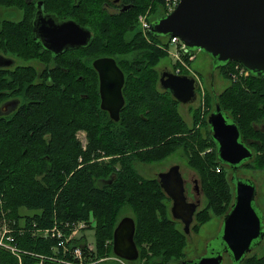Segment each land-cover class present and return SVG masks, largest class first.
<instances>
[{"label":"trees","instance_id":"1","mask_svg":"<svg viewBox=\"0 0 264 264\" xmlns=\"http://www.w3.org/2000/svg\"><path fill=\"white\" fill-rule=\"evenodd\" d=\"M129 1L134 8L127 12L109 13L102 2L92 0L87 6L81 5L76 9L94 28L92 43L78 50L85 52L86 57L80 59L77 72L84 77L90 74L89 77L93 78L89 99L81 98L78 92L74 94L69 86L60 88L58 95L72 104L70 111L47 110L42 123L35 120L28 125V131L33 132L27 136L29 144L14 145L13 148L6 145L2 150L0 194L4 193L5 205L12 207L18 219V216L23 217L25 225L22 233L14 232L15 243L22 250L21 261L9 249L0 247V264H40V255L46 256L43 264H61L55 257L68 261L71 255L65 254L62 248L56 252L57 242L34 235L32 225L52 227L55 219L73 225L82 220L89 221L92 215L96 221V249L103 254L105 242L113 238L114 229L126 215L121 213L127 206L136 222L134 235L140 256H147L143 242L148 241L156 255L151 259L155 264L180 261L186 237L184 229H178L176 220L168 214L166 201L171 199L157 178L144 177L136 166L140 162L158 161L168 154L169 148L183 149L188 153L202 182L207 202L195 213V229L211 218V212L224 216L231 208L234 186L228 167L219 160L217 145L210 133L208 116L214 109L205 114L201 122L203 136L198 132V139L193 138L192 141L178 137L179 133L189 134L191 138L197 135L195 133L201 126L199 110L194 114L196 127L192 129L178 110L179 101L161 87V73L155 68L168 56L164 49L168 43L162 40L163 35H155L149 30L143 34L138 15L146 10L148 3L145 0ZM152 3L150 22L166 14L163 0ZM102 55L114 57L125 73L122 91L125 104L118 121L99 106L98 74L92 67V60ZM236 62L231 61L219 69L231 68ZM243 80L245 87L240 83ZM211 93L208 94L210 101L215 105L219 103L237 122L243 140L253 151V157L242 166L264 169V131L255 128V123L264 121V76L251 73L231 83L223 92L217 94L211 90ZM48 99L47 103H51L52 99ZM88 103L92 105L84 110L82 106ZM39 124L45 126L51 136L42 139ZM6 127L0 128L5 133L1 137L8 136ZM79 127L89 131L85 150L75 136ZM196 145L201 149L211 145L213 152L203 158L197 154ZM99 148L113 156V164L105 161L99 166L96 163H79L80 155L86 162ZM258 151L263 153L258 154ZM42 155L49 159L43 160ZM219 166L221 169L217 172ZM21 207L32 212L17 214ZM108 250L114 253L111 248ZM149 259L150 256L146 262H150ZM241 264H264V254L248 255Z\"/></svg>","mask_w":264,"mask_h":264},{"label":"water","instance_id":"2","mask_svg":"<svg viewBox=\"0 0 264 264\" xmlns=\"http://www.w3.org/2000/svg\"><path fill=\"white\" fill-rule=\"evenodd\" d=\"M47 22L49 27L45 25L37 31L38 21L34 19V30L41 43L56 53L91 43L92 31L73 18L60 24ZM149 30L155 35L178 36L190 50L199 48L208 52L217 68L237 61L251 73L264 76V0H180L172 12L153 20ZM93 67L99 74L101 108L118 121L125 104L122 92L125 73L112 56L96 58ZM159 81L161 87L181 103L197 98L195 79L190 75L178 76L166 70L161 72ZM208 121L221 163L237 170L253 157L239 125L219 103L209 113ZM231 180L234 182V199L223 218L221 249L213 255L183 261V264H222V252H228L235 264H241L261 242L264 213L255 204L256 183L238 175H232ZM159 183L172 199L174 219L181 220L184 231L189 232L201 201H188L180 165L174 164L169 170L160 172ZM135 232V219L129 215L122 217L114 229L113 252L121 259L135 261L139 258Z\"/></svg>","mask_w":264,"mask_h":264},{"label":"flooded vegetation","instance_id":"3","mask_svg":"<svg viewBox=\"0 0 264 264\" xmlns=\"http://www.w3.org/2000/svg\"><path fill=\"white\" fill-rule=\"evenodd\" d=\"M88 1L90 0H0V128L3 125L7 126V134L12 138L13 143L18 144L17 147L29 144L30 139L27 136L32 135L33 132L28 131L30 127L28 125L36 118V114L42 115L40 107L45 105L51 94L58 93L60 88L65 89L69 86L72 92L74 94L78 92L81 98L88 100L90 97L89 92L94 86L91 80L93 78L84 77L77 72L79 65L77 52L83 47L69 48L56 53L41 43L40 36H36L34 30V19L38 21L36 30L40 31L43 26H50L46 20L60 24L73 18L78 24L89 28L94 37L92 24L82 16L81 12H76L81 5L87 6ZM92 2H102L103 8L109 13L127 12L134 8V4L129 3V0H92ZM85 57L86 54L82 56V59ZM93 61L94 59L92 65ZM96 72L98 74L97 70ZM87 75L90 76V74ZM97 78L99 79V74ZM99 85L100 80H98V91ZM89 105L92 103H88L86 107ZM99 106H101V97ZM42 120H45V115H42V119L38 121L42 123ZM39 130L42 139L51 136L45 126L40 125ZM4 134L0 129V137ZM42 157H44L43 160L49 159H46V155ZM180 170L184 180V193L188 201L197 199L201 201L200 193L203 191L198 185V178L190 181L188 174L183 172L181 166ZM256 247L255 250L263 249L264 251V235ZM220 249L208 243L205 252L207 255H213ZM253 250L252 248L248 255L252 254ZM222 255V264L226 259L231 264H235L228 257V252H222ZM190 259L196 258L191 257L183 261ZM171 264L183 263L180 260Z\"/></svg>","mask_w":264,"mask_h":264},{"label":"rangeland","instance_id":"4","mask_svg":"<svg viewBox=\"0 0 264 264\" xmlns=\"http://www.w3.org/2000/svg\"><path fill=\"white\" fill-rule=\"evenodd\" d=\"M154 0H145L144 2H146L147 8L146 10H144L143 12H140V14L138 15V21L139 24L141 25L140 19H141V15H148L149 17L152 15L151 14V10H153V2ZM139 25V26H140ZM141 30H142V26H140ZM143 32V30H142ZM144 34V33H143ZM168 36L163 35L162 40L164 42H166V40ZM169 48L174 49L173 45H170ZM196 55L195 59L193 62H191L193 64V67L195 68L196 72H197V76H199L200 81H201V87H200V93L198 94V97L196 98V100H193L189 103H181L178 105V110L180 111V114L185 118L187 124L190 126V128L194 129V114L199 113L200 115V120H199V124H201V122L204 119L205 114L209 113L213 108V106H215L213 101H210V98L208 96V94H212L211 90H213L215 93L219 94L221 92L224 91L225 88H227L231 83H234L235 81L232 79L231 75H230V70L233 67H229V68H225V69H219L215 66L214 61L212 56L199 48H195L193 49ZM78 54V64H80V59H82V56H84V54H86L85 52H77ZM132 56V55H131ZM187 60H189L188 56L186 57ZM177 62L176 60L172 59V57L168 54V56L164 57L159 64L155 67L159 73L166 71V70H171L173 71V67L176 68ZM89 77V76H88ZM244 81L240 82L242 84V86L245 87L244 85ZM239 83V82H237ZM52 96L49 97V99H52V102L50 103H45V105L43 107H40L42 109H40V112H42V115H45L47 113V110H53L54 112L60 110L62 111H67L68 109H71V103L67 102V101H63L61 96L58 95V93L54 92L53 94H51ZM48 99V100H49ZM67 102V103H65ZM82 108L84 110H87L86 106H82ZM70 111V110H68ZM59 116H60V112ZM64 113V112H63ZM74 113V112H72ZM67 114V113H66ZM92 114V112H90V115ZM42 115H37L36 114V118H34L32 121L34 120H40L42 119ZM58 115V114H57ZM69 115V113L67 114ZM71 115V114H70ZM65 118L70 121H72L71 117H68L65 115ZM64 118V119H65ZM92 118V117H90ZM65 119V120H66ZM30 121V122H32ZM196 127V126H195ZM203 127V124H201V126L199 127L198 131L195 133L197 135H195V137L193 136L192 138L190 137L189 134H183V133H179L178 137H187L189 139V141H192V139L196 138V140L198 139V132L200 133L201 136H203V132L201 131ZM255 128L264 131V121H258V123H255ZM75 136L76 138L79 140V142L81 143L82 148L85 150L88 147V143H89V131L86 128L83 127H79L78 129H76L75 132ZM9 136L6 137H0V155H2V150L4 148H6V145H10V147L13 148V146H18L17 143H13L12 140H9ZM48 138V137H47ZM6 139V140H5ZM8 140V141H7ZM250 140V139H249ZM196 150L198 151V155L202 156L203 158H205L208 153H212L213 151V146L208 145L204 148H199V145L195 146ZM168 150H170L168 152L167 155H165L164 157H162L161 159H159L158 161L156 160L155 162L149 163V162H140L137 163V169L138 171H140V173L146 177V178H157L159 180V177L157 174H159L160 172H164V170L167 171L168 168L171 167V165L174 164H180L183 172H185V174L187 173L189 176V180L192 181V179L198 178V185L200 188L201 187V180L199 177V173L198 170L195 166H193L190 162L188 153H184L183 149H177V150H173L171 148H169ZM212 151V152H211ZM262 154L263 151H258V154ZM3 156V155H2ZM112 155H109L108 153H106V151L104 149H97L94 150L91 153L90 156V162L88 161H84L82 158H84L83 155H80L79 159V163H96L98 166L99 164H101V162L107 163L109 162V164H113V162L111 161L112 159ZM250 160V159H249ZM80 167V166H79ZM78 167V168H79ZM228 167V166H227ZM228 171H229V177H231L232 175H238V176H242V177H248L250 179H253L256 183V189H257V194H256V199H255V204L258 205V207L261 209V211L264 213V169H259V168H255L253 165H247V166H240L237 170L234 169H230L228 167ZM232 185L234 186V182L230 179ZM203 191V190H202ZM200 198H201V204L198 207L199 211L200 209H202L204 207V205L207 202L206 196L203 192L200 193ZM5 198H4V193L1 192L0 194V206L2 207V209L4 210V221L2 223L1 217H0V228L3 226H7V227H14L15 229H18L19 227H24L25 225V220L23 217L18 216L20 219H18L15 215V212L12 211V207L10 206H6L4 203ZM7 202V201H6ZM172 206V200L170 201H166V207L168 209V214L171 217V219L173 218V220H176V227L180 230L184 229V224L182 223L181 220L178 219H174L170 208ZM30 213L32 212V210H29L25 207H21L19 209V211L17 210V214H24V213ZM131 209H129V207L127 206L126 208H124L123 212L121 213V215H130ZM125 215V216H126ZM92 218L89 219V221H84L82 220V222H84L85 227L80 228V231L78 233H76L73 236V239L70 240L72 245H78L80 247H82L84 253L82 254V258L78 259L82 260V262L84 264H153L154 262H152L151 259H154V257L156 255H154V251L149 247L151 246V243L148 241H144L143 242V246L146 249V254L147 256H140L139 254V258L135 261H120L116 258L115 254L112 253V251L110 252L108 250V248H111L113 250V238L112 239H107L105 242V249L106 251L103 254L98 253V249L97 248V244L95 242V233H96V225L94 222L95 218L92 215ZM223 214H214L211 212V218L204 222L201 223L199 225L198 228H194L195 224L197 223L196 219L194 218L192 224H191V229L189 232H185L183 230V232L185 233V237H186V243L182 248V252L183 255L181 256V260L183 261L184 259L187 258H200V256H203L205 254H207L205 252V247L208 245V243L213 244V246L215 247H221V239H220V233L222 230V225H223ZM22 220V221H20ZM81 223V222H80ZM18 225V227L16 226ZM1 234V233H0ZM219 236V237H218ZM17 248L19 249V251H17V254H15L19 260L21 261V249L17 246ZM257 247L255 246L252 251V254L250 253L249 255H255L258 254L260 256H262L264 254L263 249H257L255 250ZM54 250L56 252L57 249L54 248ZM148 256H150V262H146V260L148 259ZM248 256V255H247ZM41 259V257H40ZM46 259V258H45ZM73 260V256L71 255V259L68 261H65V263L61 262V264H74L71 263ZM44 261V260H43ZM77 260H75L76 262ZM40 264H43V262L41 263V260L39 262ZM155 264V263H154ZM224 264H231L229 260H225Z\"/></svg>","mask_w":264,"mask_h":264},{"label":"built area","instance_id":"5","mask_svg":"<svg viewBox=\"0 0 264 264\" xmlns=\"http://www.w3.org/2000/svg\"><path fill=\"white\" fill-rule=\"evenodd\" d=\"M179 1L180 0H163L162 6L165 12L172 11L177 6ZM140 22H141L140 26H142V30L144 34H146L150 26V17L148 15L142 14ZM168 38H169L168 39L169 46L173 45L174 49L169 48V46L165 48L163 47V48L165 49V51L168 52V54L172 57V59L176 60L177 62L178 66L174 69V72L176 74L185 73V74H190L191 76H194L196 81L201 86L200 78L199 76H197L198 74L195 68L193 67V64L191 63L194 61L196 57L195 53L192 50L188 49L186 45L184 44V42L179 37L170 36ZM187 56L189 60L186 59ZM230 75L234 81H237V80H240L241 78L247 77L249 75V71L241 63H235L233 68L230 70ZM220 169L221 167L219 166L216 168V171L219 172ZM3 213H4V210L0 206V216H1L2 223L4 221ZM54 222L55 223L53 224V226L48 227V228H41L39 226H36V224L32 225L33 234L39 235L42 238H49V239L55 240L57 242L56 243L57 246L62 247L63 248L62 251H64L65 254L68 253L73 256V260L71 263L84 264L82 260L75 262L76 259L82 258V254L84 252H82V250L79 248L78 245L77 246L72 245L70 240H72L73 236L80 231V228L85 227L84 225L86 224H84V222L81 221V223L77 222V223H72L73 225H71L69 224V222L61 223L59 221H56V219L54 220ZM0 231L2 232L1 238H0V247L9 249L11 253L17 254V251H19V249L17 248V244L15 243V240H14L15 235L12 233L13 230L11 228H7L6 226H3V230H0ZM5 234H7L6 236L7 242H4L3 240V237ZM40 257H41V263H42L43 260L46 258V256L40 255ZM54 259L59 262L65 263V261H63L62 259L58 257H55ZM70 259L71 258H69V260ZM117 259L122 261L120 258H117Z\"/></svg>","mask_w":264,"mask_h":264},{"label":"bare ground","instance_id":"6","mask_svg":"<svg viewBox=\"0 0 264 264\" xmlns=\"http://www.w3.org/2000/svg\"><path fill=\"white\" fill-rule=\"evenodd\" d=\"M87 46H88V45H87ZM82 47H85V46H82ZM102 57H103V56H102ZM98 58H99V57H98ZM116 61H117V60H116ZM121 69H122V68H121ZM105 111H106V110H105ZM107 112H108V111H107ZM108 113H109V112H108ZM109 116H110V114H109ZM113 120H114V119H113ZM115 121H116V120H115ZM168 170H169V169H168ZM158 177H159V174H158ZM119 222H120V221H119ZM6 227H7V226H6ZM7 228H11V229L13 230V232H12L13 234H14L15 231H18L19 233H22L21 230L24 229V227H22V226L19 227L18 229H15V228L12 227V226L7 227ZM0 230H3V227H1ZM0 233L2 234L1 231H0ZM1 234H0V238H1ZM6 236H7V234H5L4 237H3L4 242H7V240H6ZM55 248H56L57 250H59V249H61L62 247H60V246H56ZM79 248H80L81 250L83 249V248L80 247V246H79ZM62 250H63V248H62ZM63 252H64V251H63ZM82 252H84V251L82 250ZM247 255H248V254H247ZM247 255H246V257H247ZM246 257H245V258H246ZM76 260L78 261V259H76ZM77 261H76V262H77Z\"/></svg>","mask_w":264,"mask_h":264}]
</instances>
